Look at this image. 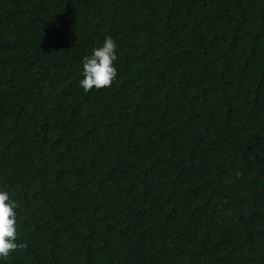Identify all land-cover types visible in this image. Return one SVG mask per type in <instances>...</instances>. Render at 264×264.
I'll list each match as a JSON object with an SVG mask.
<instances>
[{
	"label": "trees",
	"instance_id": "16d2710c",
	"mask_svg": "<svg viewBox=\"0 0 264 264\" xmlns=\"http://www.w3.org/2000/svg\"><path fill=\"white\" fill-rule=\"evenodd\" d=\"M0 189V264H264V0H0Z\"/></svg>",
	"mask_w": 264,
	"mask_h": 264
},
{
	"label": "clouds",
	"instance_id": "9594fccd",
	"mask_svg": "<svg viewBox=\"0 0 264 264\" xmlns=\"http://www.w3.org/2000/svg\"><path fill=\"white\" fill-rule=\"evenodd\" d=\"M117 41L110 35L105 36L99 46L82 58V75L79 86L88 92L93 88L110 87L117 78ZM17 201L9 192L0 189V260L7 258L10 252L23 247L17 243Z\"/></svg>",
	"mask_w": 264,
	"mask_h": 264
}]
</instances>
